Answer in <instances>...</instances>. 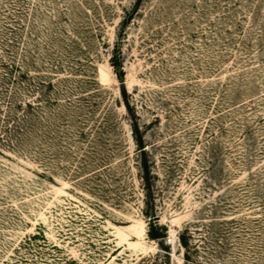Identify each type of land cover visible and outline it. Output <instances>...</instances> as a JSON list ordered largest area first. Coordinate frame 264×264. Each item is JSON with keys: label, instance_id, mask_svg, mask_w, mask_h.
<instances>
[{"label": "rangeland", "instance_id": "rangeland-1", "mask_svg": "<svg viewBox=\"0 0 264 264\" xmlns=\"http://www.w3.org/2000/svg\"><path fill=\"white\" fill-rule=\"evenodd\" d=\"M0 264H264V0H0Z\"/></svg>", "mask_w": 264, "mask_h": 264}, {"label": "trees", "instance_id": "trees-1", "mask_svg": "<svg viewBox=\"0 0 264 264\" xmlns=\"http://www.w3.org/2000/svg\"><path fill=\"white\" fill-rule=\"evenodd\" d=\"M125 25H126V23L123 24V27ZM112 65L114 66V68L120 67V63L118 62L116 56L114 57V61H113ZM126 106L128 108L130 105H128V103H126ZM132 130H133L134 140H135L138 148L140 149L142 154H145L146 150L144 147V138L140 132V128H139V125L137 124V122L132 126ZM142 173H143V180L145 182L146 188L148 191H150L151 181H152L151 176L152 175H151V169L149 167V162L147 159L142 164ZM146 216L151 219L150 224H149V226H150L149 237L153 240H162L163 241L166 237V234L164 233L166 231V229L164 227H162L161 225H159L158 217L153 214V209H150V211L146 214ZM186 234L188 235V230L185 232V234L180 235L179 240H180L181 245L187 249L189 246V243H188V238H187Z\"/></svg>", "mask_w": 264, "mask_h": 264}]
</instances>
